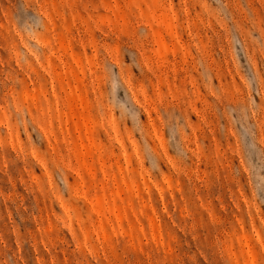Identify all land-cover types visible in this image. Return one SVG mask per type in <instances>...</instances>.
Masks as SVG:
<instances>
[{
  "label": "rangeland",
  "instance_id": "rangeland-1",
  "mask_svg": "<svg viewBox=\"0 0 264 264\" xmlns=\"http://www.w3.org/2000/svg\"><path fill=\"white\" fill-rule=\"evenodd\" d=\"M264 0H0V264H261Z\"/></svg>",
  "mask_w": 264,
  "mask_h": 264
},
{
  "label": "snow or ice",
  "instance_id": "snow-or-ice-1",
  "mask_svg": "<svg viewBox=\"0 0 264 264\" xmlns=\"http://www.w3.org/2000/svg\"><path fill=\"white\" fill-rule=\"evenodd\" d=\"M261 264H264V261H262Z\"/></svg>",
  "mask_w": 264,
  "mask_h": 264
}]
</instances>
